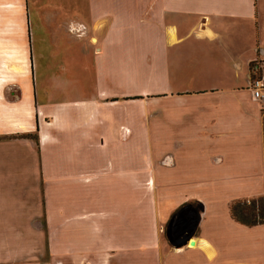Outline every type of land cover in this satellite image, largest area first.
I'll use <instances>...</instances> for the list:
<instances>
[{
	"label": "crops",
	"instance_id": "obj_1",
	"mask_svg": "<svg viewBox=\"0 0 264 264\" xmlns=\"http://www.w3.org/2000/svg\"><path fill=\"white\" fill-rule=\"evenodd\" d=\"M33 9L37 18L47 9L33 26L40 65L49 50L64 62L36 95L28 27L32 73L17 80L15 100H0V258L79 264L91 250L88 264L136 252L156 264H264V224L228 213L230 202L264 195V113L248 89L250 62H264V0ZM186 207L177 223L196 212L192 245L174 249L157 226Z\"/></svg>",
	"mask_w": 264,
	"mask_h": 264
},
{
	"label": "rangeland",
	"instance_id": "obj_2",
	"mask_svg": "<svg viewBox=\"0 0 264 264\" xmlns=\"http://www.w3.org/2000/svg\"><path fill=\"white\" fill-rule=\"evenodd\" d=\"M43 1L44 0H0V100H5L3 102L7 103L9 100H15L14 97L18 91L16 86L20 84L17 80L21 79L23 75H26L30 72L32 73L31 62L29 64V58H31V56L28 27H30L29 30L30 32L32 31L33 34V46L35 48L33 50V53L35 55V52H37L36 47L40 46L37 39L39 37H43V35L40 34L39 31L40 29H42L40 28L41 25L46 24L44 13L47 12V9L39 10L40 14L37 18L35 17L36 13L34 12L33 8L34 4H42ZM23 4H25L27 15L25 10L23 9ZM55 5L60 6V3L59 5ZM56 16L59 17L60 15L58 14ZM35 20H38L40 22V27L38 26L37 28L36 25V27L33 28V26L35 25ZM42 46L45 47L44 44ZM40 52L41 54L43 53V51ZM52 53H54V55L52 57H49L48 61L50 64H48L46 67L44 65H40V62H42L43 59H40L35 55L36 62L40 65V67L37 66L36 71L37 87L34 86L35 93L38 96L41 95V88L45 84L44 80L48 77L46 76V74H50V72L54 71L55 73L61 75L62 72L60 68V62H64V60L61 59L62 51H60L59 49L48 51L49 55ZM79 71V66L76 63L71 67L70 73L76 77L79 74ZM33 82L35 84L34 80ZM48 85L54 86V84L51 83H48ZM51 97L53 101H58L61 98L60 94L58 93L51 94ZM262 119H264V114ZM28 136L33 137L31 135ZM157 227V230L163 235L164 226L160 224ZM79 243L80 242L74 244L76 247H78ZM81 255H83V259L80 260L79 264H83L84 259L87 260L84 264H88V262L92 263L95 260V255L91 250H88V252H85ZM135 255H139L140 257ZM0 259V264H68L67 262H69V260L65 257L58 258V262L50 260L47 257L46 253L36 259H30L29 257L17 259L12 256L9 257L8 255H5L4 258ZM106 259L107 258L103 256L100 260L102 262L101 264H105ZM131 260L129 258H126L123 260L122 264H143V262L156 264L155 262H152L153 259L151 257H148L147 255H141L137 252L132 256ZM96 264L99 263L96 262ZM111 264H114V262L112 261Z\"/></svg>",
	"mask_w": 264,
	"mask_h": 264
},
{
	"label": "trees",
	"instance_id": "obj_3",
	"mask_svg": "<svg viewBox=\"0 0 264 264\" xmlns=\"http://www.w3.org/2000/svg\"><path fill=\"white\" fill-rule=\"evenodd\" d=\"M264 134V119H262ZM31 138L30 136H24ZM264 150V135H263ZM228 213L230 218L239 225L244 227H252L264 224V195L261 197L236 200L228 205Z\"/></svg>",
	"mask_w": 264,
	"mask_h": 264
},
{
	"label": "water",
	"instance_id": "obj_4",
	"mask_svg": "<svg viewBox=\"0 0 264 264\" xmlns=\"http://www.w3.org/2000/svg\"><path fill=\"white\" fill-rule=\"evenodd\" d=\"M187 208L188 207L180 209L174 216H172L168 220L164 228L165 239L167 243L174 249L179 248L185 244H188L190 246L192 245V242L189 240L196 226V212H194V217L190 223H186L181 226L177 223L182 213Z\"/></svg>",
	"mask_w": 264,
	"mask_h": 264
},
{
	"label": "built area",
	"instance_id": "obj_5",
	"mask_svg": "<svg viewBox=\"0 0 264 264\" xmlns=\"http://www.w3.org/2000/svg\"><path fill=\"white\" fill-rule=\"evenodd\" d=\"M248 89L251 99L258 103L264 113V62L255 59L249 64Z\"/></svg>",
	"mask_w": 264,
	"mask_h": 264
}]
</instances>
